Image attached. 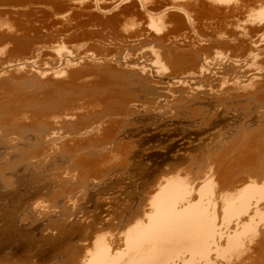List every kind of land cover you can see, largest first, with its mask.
Segmentation results:
<instances>
[{
    "label": "rangeland",
    "instance_id": "374dc122",
    "mask_svg": "<svg viewBox=\"0 0 264 264\" xmlns=\"http://www.w3.org/2000/svg\"><path fill=\"white\" fill-rule=\"evenodd\" d=\"M1 1L0 264H41V252L44 264H66L67 249L85 225L138 207L141 193L152 195L155 180L170 168L171 177L178 172L176 178L186 186L212 163L222 170L236 167L243 158L251 161L244 175L264 180V166L256 171L252 162L253 153L260 150L264 155V73L254 90L235 91L231 85L248 75V46L258 42L259 49L264 47V23L250 20L258 6L223 16L197 6L189 10V21L170 12L157 32L147 26L145 14L150 12L148 18L154 16L152 23H158L156 16L163 11L159 0H143L144 5L137 0H99V9L92 6L95 0ZM262 48L256 61L261 71ZM216 52L224 56L213 65L221 71L216 67L209 79L178 84L193 71V58L206 53L212 58ZM131 62L144 70L129 67ZM232 63L237 64L235 72ZM59 70L64 73H55ZM193 83L212 89L210 95L191 93ZM168 90L172 94L165 95ZM214 100L216 105L206 110L204 104ZM159 101V107L171 104L179 112L162 115L150 108ZM116 143L123 152L118 153ZM35 201L48 209L47 220L29 215L35 213Z\"/></svg>",
    "mask_w": 264,
    "mask_h": 264
},
{
    "label": "bare ground",
    "instance_id": "6f19581e",
    "mask_svg": "<svg viewBox=\"0 0 264 264\" xmlns=\"http://www.w3.org/2000/svg\"><path fill=\"white\" fill-rule=\"evenodd\" d=\"M70 1H72V4H73V2H74V4L76 2H78L80 4V2H81V0H79V1L70 0ZM137 1L141 2L143 0H137ZM146 1L148 2V0H146ZM146 1H143L144 3L142 2L141 4L144 5L145 3H147ZM151 1H155V0H151ZM159 1L163 4V11H162V13H160L159 15L156 16L157 18L155 20H158L159 22L157 23V21H155L156 24L155 23L154 24L157 25V27L152 23L153 22L152 18L154 16L152 18H148L149 14H151V13L149 12L148 15H146L144 13L145 16H147V19H150L149 25H147V23H146V25L149 26V28L156 30L157 32L160 30H163L164 23L166 22V20L168 19V16H169L168 13L179 12L180 14H183L182 16H184L185 20L189 21L190 20L189 18L191 17V16H189V12H191L189 10L193 9V12H194V9L197 6H198V8L203 6V8H204L205 5L209 11L215 12V13L221 12V15H222V13H227L231 10L234 12L235 10H238V9H239L238 11H240V8L244 9L245 7L251 6V9H252V6H256L254 8H257V6H258L256 13L254 15H252V17H254V18L250 19V20L254 21L253 23L252 22L251 23L254 24L255 21L258 22V25L260 23H264V0H159ZM94 2H92L94 4V5H92L93 8L99 9V7H98L99 0H95ZM231 2L233 4V5L231 4L232 7L229 5ZM119 3H120V1L113 3L112 7L118 6ZM139 6H141V5H139ZM143 8H144V6H143ZM140 9H142V8H140ZM247 9H250V8H247ZM95 11H97V10H95ZM142 11L147 12V10H142ZM204 11H205V9H204ZM245 11H246V8H245L244 12ZM233 14H235V13H233ZM242 14H244V13H242ZM193 15H194V13H193ZM228 15H230V14H228ZM248 15H249V13H248ZM224 16H225V14H224ZM186 17L188 19H186ZM200 19H203V18H200ZM229 19H230V17L228 18V20ZM192 21H191V23H192ZM247 21H248V19H247ZM230 23H231V21H230ZM238 23H240V22H238ZM244 23H246V22H244ZM223 24H225V23H223ZM231 24H234V23L232 22ZM242 24H243V22H242ZM188 26H190V24ZM220 26H222V25H220ZM234 26L235 25H233V27L232 26L231 27L234 29ZM191 27H193V26H190V28ZM223 27L224 26H222V29H225ZM235 27H239V26H235ZM229 28H230V26H229ZM247 28H248V26H247ZM219 29H221V28H219ZM235 29H238V28H235ZM240 29H242V28H239V30ZM244 31H245V29H244ZM240 32L242 33L243 30ZM262 33H264V32L262 31L261 34ZM221 34H219V35H221ZM246 34L247 33H245V35ZM245 35H244V38H245ZM248 36H250V35H248ZM217 37H219V36H217ZM217 37H215V38H217ZM234 37H236V36H234ZM246 37H247V35H246ZM248 38H250V37H248ZM261 38H262V36H261ZM195 39H196V37H195ZM251 40H253V39H251ZM249 41H250V39H249ZM256 44H258V42ZM256 44L254 43V44H251L248 46V50H250L251 52L247 54V55H249V57H246V58H249L250 64L248 63L249 65H246V68H244L242 66L244 69H246L245 71L247 72L248 75H244L243 80L234 81L231 83L233 88H235L234 89L235 91H236V88L238 90H240V88L246 89V88L250 87V89H251L253 86H256L257 83H260L259 80H261V78L263 76L264 69H263V71H261L262 68L261 67L259 68V65L257 66L256 61H257V53L262 47H260V49H259ZM221 49H223V48H221ZM263 49H264V47L262 48V50ZM151 52H153V51H151ZM156 53L154 56H156L158 58L159 54H157L158 55L157 56ZM217 53L218 52H216V54L214 53L216 56L214 57V55H213L212 58L210 57L211 55L209 56L207 53L206 54L209 56V58L206 57L207 56L206 54H205L206 58L205 57L203 58L204 54L201 56L202 59H197V58L194 59L193 58L192 63H191L192 64L191 70H193V71L189 72L185 76L179 78L178 84L179 85H181V84L185 85L188 82L190 84L191 82L196 81V80L209 79L210 74L215 75V72H213L212 70L214 68L216 69L217 66L214 67L213 65L216 64V62L219 61V59H221V57L223 56V55L222 56L217 55ZM258 56H259V54H258ZM153 58H155V57H153ZM243 60H244V58H243ZM243 60H241V61H243ZM236 61L237 60L234 59V62H236ZM230 62H232V61H230ZM246 62H247V60H246ZM259 62H261V61H259ZM64 63H66V62H64ZM157 63H158V61H157ZM228 64H230V63H228ZM232 64L233 65H231L230 70L233 68L232 70L234 71L235 70L234 67L237 64L236 65L234 63H232ZM238 65H239V63H238ZM223 66H224V64H223ZM255 66L258 68H256ZM129 67L135 68V69H140L141 71L144 70V68L138 67V65L135 62H131L129 64ZM219 67H217V68L219 69ZM221 67H222V65H221ZM145 70H147V69H145ZM219 70L221 71V68ZM236 70H238V68ZM62 72L64 73V71H60V70L57 72L55 71V73H57V74L62 73ZM217 72H219V71H217ZM222 72L224 73V69ZM227 72H230L229 69ZM238 72L241 73L242 70H241V72H240V70L237 71V73ZM148 74H149V71H148ZM241 75H240V77H241ZM213 77H215V76H213ZM214 79H216V78H214ZM207 81H209L211 83L210 80H207ZM219 81H221V80H219ZM209 82H207L208 85H210ZM213 82L216 83V81H213ZM226 84L227 83L225 82V86L227 88V85L229 86L230 84H227V85ZM259 85H261V84H259ZM263 85H264V83H263ZM223 86H221V87H223ZM183 87H185V86H183ZM221 87H220V89H221ZM190 88H191V91H190L191 93L195 94L196 92H202V93H205L204 95L209 94L212 90L209 87H207L209 89L206 88V90H205L203 87H201L199 85V83H198V85L196 83H193V87L190 86ZM215 88H218V87L216 86ZM226 88H224V90ZM260 88H262V87H260ZM234 90H233V93H234ZM230 91H232V90H230ZM230 91H228V93ZM181 92H182V90H181ZM165 93H166L165 95H167V93H169L168 95H170V94H172V90H168ZM217 95H218V93H217ZM224 95L226 96V94H224ZM189 96L191 97L190 93H188L187 97H189ZM170 97H172V96H170ZM214 97H215V95H214ZM222 97H224V96H222ZM161 101H165V100L161 99ZM166 102H167V100H166ZM215 103H216L215 100L210 101V102H206L204 104V108L206 110H207V108L209 109L210 107L213 108L214 105H216ZM160 104L161 103L159 101V102L155 103L154 106H151L150 108L157 109L158 113H161L162 115L167 114V112H170L172 114L174 110L179 112V108L177 109L176 107H173V105H171V104L166 105L167 107H165V108H164L165 105L163 107H159ZM136 106L139 108H142V109L146 107L145 105H136ZM147 118L154 119L153 117H147ZM263 129H264V127H263ZM86 132H87V130H86ZM88 132H90V131H88ZM243 136H244V134L241 135V138ZM253 137H255V136H253ZM55 139H57V138H55ZM119 143L115 144V148H116V150L118 149L117 150L118 153L123 152V147H121V145ZM251 144H253V143H251ZM110 145H112V143ZM235 146H237V145H235ZM239 146L240 145H238V147ZM247 146H249V145H247ZM55 147H56V145L54 146V148ZM107 147H108V145L106 146V149H107ZM241 148H243V147H241ZM249 148H251V147L249 146ZM51 149H53V147ZM251 149L253 150V148H251ZM262 149H264V148H262ZM48 150H50V149H48ZM113 150H111V151H113ZM247 151H249V150H246V153H247ZM255 151H256V148H255ZM259 151H258V153L257 152L253 153V156L255 158L254 160H256V161L255 162H254V160L252 161L253 165L255 167V168H253V167L252 168L255 169L256 171H261V169L264 166V155H262L260 153L261 151L260 152ZM247 155H249V154H247ZM247 155L245 157H247ZM241 159H242L241 163L237 164L236 167L230 168V167L224 166L225 168L222 170L218 169L220 167V166L219 167L217 166L218 164L216 165L218 168H216V167L212 166L213 165V163H212V165H210L209 167L208 166H207V168L205 167L206 170L201 171L202 173H200V174L196 173L197 175L194 177L193 180H191L192 182L190 181V183L186 186H183V184H181V182H180V181H182L181 179L176 178V177H180V176H177L179 174L178 172L175 173V175L177 174L176 177H171L173 170L171 168H170L171 170L165 169L166 171H164V173H162L163 176L156 179L154 186L152 185L153 188L152 187L151 188L155 191L152 195H150L147 191L142 192L141 195L139 194L140 199H139L138 207H135L130 212H128V211L118 212L117 211L118 213L116 212V213L111 214V215H105L106 219L103 217L102 218L100 217L101 219H98L101 222H94L93 221L94 223L89 224V225H85L84 230L77 236L78 240L75 242H72V244L67 249L66 264H264V180L261 179L260 175L254 176V177H251L252 175L250 176V174H247V173H246V175H244L245 173L243 171H244V169H246L248 167V164L251 161L248 163V161L246 162L245 159H243V158H241ZM236 163H238V162H236ZM177 170H180V169H177ZM176 171H174V172H176ZM241 174H243V175H241ZM167 175H168V177H167ZM184 182H185V180H184ZM144 190H146V189H144ZM147 190H150V192L153 191L150 188L149 189L147 188ZM61 196H62V194H61ZM62 197H60V198H62ZM53 199H55V198H53ZM56 200L58 201V198ZM40 205H41V203H37V202L35 203V205H33V207H34L33 210L35 213L33 215V214H30V212H29V215L31 216V218L34 219L35 215H38V216L41 215V216H43V218L47 217L48 214H47L46 210H48V209L45 210ZM45 206L46 205H44V207ZM64 207H66V206H64ZM50 209L51 208L49 207V210ZM67 210H68V208H67ZM112 210H114V209H111V211ZM52 211L54 212V210H52ZM106 211H108V210H106ZM107 213L105 212V214H107ZM112 213H113V211H112ZM25 214H26V212H25ZM102 214H104V213H102ZM23 216H24V214H23ZM73 218H74V216H73ZM73 218H71V219H73ZM45 220H47V219L45 218ZM75 220H76V217H75ZM78 221H79V219H78ZM33 222H35V221H33ZM84 224H86V223H84ZM38 227H40V226H38ZM20 253H22V251ZM23 253H25V252H23ZM23 255L25 256L27 254H23ZM41 255H40L39 259L41 261V264H44L45 263L44 253L41 252ZM20 258H22V256H20Z\"/></svg>",
    "mask_w": 264,
    "mask_h": 264
}]
</instances>
